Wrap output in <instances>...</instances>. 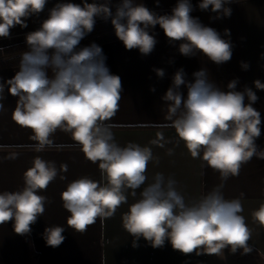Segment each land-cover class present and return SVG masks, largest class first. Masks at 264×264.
<instances>
[{
    "label": "clouds",
    "instance_id": "1",
    "mask_svg": "<svg viewBox=\"0 0 264 264\" xmlns=\"http://www.w3.org/2000/svg\"><path fill=\"white\" fill-rule=\"evenodd\" d=\"M232 0H201L202 11L216 13V19L231 16ZM47 0H0V37L7 38L16 25L27 27L26 19L44 10ZM190 0H178L171 14L157 15L133 0H122L115 14L107 3H57L41 27L26 36L29 50L21 54L14 77L0 81V112L8 93L17 98L12 120L29 129L33 150L43 152L53 145L52 137L61 131L84 154L97 164L101 179L81 177L67 184L61 193L62 206L70 215L68 227L83 233L98 218H111L117 209L133 202L122 216L124 230L131 235L133 246L141 237L153 248L163 247L167 240L174 250L183 254L223 255L225 248L235 253L250 252L249 227L240 198H226L224 182L238 176L243 165L264 159V150L255 143L261 135V115L252 106L258 96L249 87L237 91L234 79L223 91L209 80L206 69L195 73L194 82L185 79L181 68L173 76L172 85L162 97L165 122L175 130L193 159L220 175L221 183L198 198L188 200L173 176L163 172L148 175L149 164L158 158L149 146L129 142L121 146L110 123L120 108L122 83L110 73L102 48L92 43L78 49L86 34L94 28L95 18L108 19L116 37L126 50L138 49L150 54L157 43L150 31L159 25L169 42H181L184 56L201 53L217 65L230 61L232 43L214 28L205 26L193 11ZM230 37V30H224ZM51 50V51H50ZM247 70L249 65L241 62ZM158 77L163 69H154ZM254 86L264 90V83ZM187 88L185 98L181 86ZM245 97L248 103L245 104ZM153 145L164 147L165 137L157 132ZM168 155L173 154L168 149ZM16 153L8 159H15ZM68 165L36 156L23 174L24 186L17 191L0 192V225L12 222L18 235L31 232V225L45 212L48 198L39 194L58 176L66 179ZM139 190V191H138ZM253 221L264 227V203L251 213ZM63 226L45 228L43 238L50 247L65 240Z\"/></svg>",
    "mask_w": 264,
    "mask_h": 264
},
{
    "label": "crops",
    "instance_id": "2",
    "mask_svg": "<svg viewBox=\"0 0 264 264\" xmlns=\"http://www.w3.org/2000/svg\"><path fill=\"white\" fill-rule=\"evenodd\" d=\"M75 3L81 6L85 0H47L45 8L38 14L26 19L27 27L16 25L10 29L7 38L0 37L1 47L26 41L27 34L38 30L42 22L49 17L50 10L57 3ZM107 3L113 14L122 0H87V3ZM146 6L157 15L171 14L178 0H133ZM201 0H190L193 17L199 18L205 26L214 28L222 38L230 39L232 57L230 61L217 65L201 53L184 56L179 52L181 42L170 43L163 29L156 25L150 31L157 43L148 55H142L138 49L126 50L122 41L105 43L100 47L106 56V65L111 74L118 75L122 83V99L116 116L110 121L115 139L121 146L129 142L152 148L159 163H151L148 175L163 172L173 176L186 199L192 200L211 191L221 183L218 172L206 167L200 159H193L182 141L165 122V102L162 97L172 85L174 74L183 69L185 79L194 82L193 73L206 69L209 80L223 91H228L230 81L237 79V91L245 86L251 88L258 100L252 105L261 115V135L255 143L258 150H264V90L254 86L255 80L264 83V0H232L229 5L231 16L216 19V13L199 9ZM95 18V23L109 20ZM230 30V37L224 36V30ZM241 62L249 65L247 70ZM154 69H163L164 76L158 77ZM18 67L0 69V81L14 77ZM185 98L187 88L181 86ZM3 101L5 110L0 112V192L17 191L24 186L23 174L32 166L36 156L67 164V172L52 181L46 190L39 194L48 198L45 212L31 225V232L18 235L13 230L12 222L0 225V264H264V227L256 224L251 216L253 210L264 203V159L252 158L243 165L238 176L224 182L223 193L226 198L241 199L242 213L252 229L249 241L251 251L244 253L238 249L235 253L225 248L223 255L183 254L174 250L166 240L163 247L153 248L142 237L133 246L134 238L123 228L122 216L128 210L133 198L121 205L111 218H98L83 233L75 232L67 226L70 213L62 206L61 193L71 181L89 177L99 181L100 170L97 164L85 159L79 146L69 134L57 131L52 137L53 145L43 152L33 150L34 142L30 139L29 129L18 126L12 120V112L17 98L8 93L7 87ZM248 103L245 97V104ZM157 132H162L164 147L153 145L158 139ZM168 149L173 150L168 155ZM16 153L15 159L7 157ZM139 191V190H138ZM51 225L63 226L65 240L58 247L47 246L43 233Z\"/></svg>",
    "mask_w": 264,
    "mask_h": 264
},
{
    "label": "trees",
    "instance_id": "3",
    "mask_svg": "<svg viewBox=\"0 0 264 264\" xmlns=\"http://www.w3.org/2000/svg\"><path fill=\"white\" fill-rule=\"evenodd\" d=\"M119 40L111 23V19L96 22L94 24L93 31L85 35L77 46L78 49L90 46L95 43L99 46ZM29 50V46L26 41L24 43H18L14 46L0 49V69L18 67L21 54ZM51 51V50H50Z\"/></svg>",
    "mask_w": 264,
    "mask_h": 264
},
{
    "label": "rangeland",
    "instance_id": "4",
    "mask_svg": "<svg viewBox=\"0 0 264 264\" xmlns=\"http://www.w3.org/2000/svg\"><path fill=\"white\" fill-rule=\"evenodd\" d=\"M21 43H24V42H21ZM14 45H16V44H12V45H8V46L1 47V49L6 48V47H10V46H14Z\"/></svg>",
    "mask_w": 264,
    "mask_h": 264
}]
</instances>
